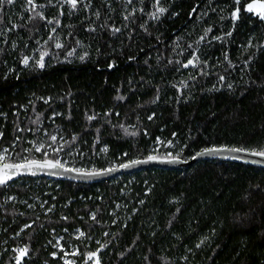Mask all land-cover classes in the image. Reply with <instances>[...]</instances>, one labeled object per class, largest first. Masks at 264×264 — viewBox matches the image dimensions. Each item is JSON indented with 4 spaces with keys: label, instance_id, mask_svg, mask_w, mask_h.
Wrapping results in <instances>:
<instances>
[{
    "label": "trees",
    "instance_id": "1",
    "mask_svg": "<svg viewBox=\"0 0 264 264\" xmlns=\"http://www.w3.org/2000/svg\"><path fill=\"white\" fill-rule=\"evenodd\" d=\"M247 1L161 0L159 19L151 18L155 0H91L90 7L84 0L75 10L63 0H34L35 12L27 0L3 5L5 161L62 152L65 165L102 169L211 146L264 149V21L245 11ZM193 55L197 67H182ZM35 141L50 147L36 152ZM74 227L85 236L77 239ZM49 228L79 251L75 264L101 245L100 264H264V168L202 159L94 182L18 176L0 186V264L17 255L18 242L29 249L22 264H61L57 250L47 254Z\"/></svg>",
    "mask_w": 264,
    "mask_h": 264
},
{
    "label": "snow or ice",
    "instance_id": "2",
    "mask_svg": "<svg viewBox=\"0 0 264 264\" xmlns=\"http://www.w3.org/2000/svg\"><path fill=\"white\" fill-rule=\"evenodd\" d=\"M16 0H0V8L3 7V5L8 4V5H12L13 3H15ZM63 2L67 5L70 6L71 9L75 10L78 8V5L83 4L84 0H63ZM126 2L128 4H132L133 0H126ZM27 3L29 5H31V10L33 12H35L37 5L34 3V0H27ZM236 3L239 4L240 0H236ZM161 4V0H155V11L151 14V18L152 19H159L161 15H163L166 12V9L162 6H160ZM91 5V0H89L88 4L85 5V7H90ZM42 7V6H41ZM193 12L196 11V9L194 8L192 10ZM245 11H247L248 13H253L255 14L260 20L264 21V2H261V0H253V2L248 3L246 6ZM61 15H63V13H61ZM95 15L97 16V18H99L100 13L96 12ZM240 17V9L237 8L233 13H232V18L233 20H238ZM130 17L129 16H125L124 19L128 20ZM41 19H43V17H41ZM49 23H52V21H49ZM57 23H59L57 21ZM93 31L95 29H92ZM111 31L113 33H118L121 31L120 28L117 27H113L111 29ZM53 32H55V28L53 29ZM208 32H211V29H208V31L205 33V36H207ZM0 34H2V32H0ZM227 35H231V33H228ZM51 38V37H50ZM204 36H202L200 38V41L204 40ZM216 39H222L221 37H216ZM200 41H197V44L200 43ZM57 48H62L63 45L57 43L55 45ZM251 46V45H249ZM189 47H191V45H189ZM72 52H69L68 55H72ZM46 54H42L39 58V60L37 61V64L40 68H44L45 67V63H44V56ZM80 59H84V57H80ZM225 59H227V57H225ZM23 63L25 65H28L29 63V58L25 57L23 60ZM171 63V61H170ZM198 64V57H196L195 55H193L192 59H189L187 61V63L183 64L182 67L184 68H188L189 66L192 67H197ZM113 65H109V67L111 68ZM220 80H224V77L221 76ZM228 87H231V85H228ZM118 99H123V97H118ZM109 115V114H106ZM88 119L94 120L96 119L95 115L89 116ZM149 119L151 120L152 117L150 116ZM35 122V121H34ZM120 127L122 129H124L126 134H130V135H136L137 133L132 132L129 133L128 129L124 127V125H120ZM0 136H2V133H0ZM51 141L53 143L56 142L57 137L56 136H51L50 137ZM75 139V138H73ZM158 139V143H160L161 141H159ZM33 146L36 152H41L42 150L45 149V145L44 144H39L36 145L33 142ZM168 146H171V142H168ZM50 147V146H49ZM62 150L61 148H56L53 149L54 152H59ZM104 151H106L107 149H103ZM24 151H31L30 149H25ZM248 149H245L243 147L241 148H205L203 149L201 152H197L196 156L193 157V159H195L196 157L199 156H204V155H213V154H220V153H224V152H230V153H241V152H248ZM9 150L7 148L0 150V162H3L7 159V154H8ZM250 155L253 156H258V157H262L264 158V149H261L259 151L257 150H252L250 153ZM44 156L45 159L44 160H36V159H27L24 158L23 162L21 163H0V186H6L8 185V182L11 181L13 179V177L24 174L25 172L31 174V175H36L37 173L35 171H33L34 169H56V170H63V172H75L78 176L83 177V178H88V177H94L97 175H101L103 173H111L114 171H117L118 169L113 167V168H108L103 170V172H97V171H86V170H82V169H77V168H69L66 167L63 163L60 162L59 159L56 160H52V159H47L48 156V152L44 151ZM236 158V157H233ZM158 158L154 155H149L146 160H140V159H136V160H132L130 161L128 164H121L119 167L120 168H128L132 165H138V164H142V163H147L149 161H156ZM179 159L178 156H171V154H169V158L165 161V160H161V162H177ZM53 174L55 175H59L60 172H54ZM9 199H14L12 197H9ZM140 203H143V201H141ZM49 211H51V209H49ZM135 211V210H134ZM94 221L96 220V215L93 213L92 217H91ZM64 219H67V217H64ZM115 223V221H114ZM32 225L31 224H26L24 226V228H22L20 231L23 232L26 228H31ZM77 232L79 233V235L77 236V239L84 237L85 233L80 231L79 229L77 230ZM17 235H19V233H17ZM104 235H108V233H105ZM62 239V238H61ZM89 239H91L89 237ZM97 243H99V241H97ZM201 243H203V241H201ZM58 247H60L59 245V240L57 241V245ZM200 245H197V247H199ZM105 247V245H101L100 249L97 250V252H88L87 253V260L85 261V264H87V261L89 260H94V264H100V260L98 258V252L101 251L103 248ZM14 252L17 253V256L15 257V264H22L23 260L28 256L29 253V249L27 246L23 247V248H16L13 249ZM60 251L64 252V256H68L69 253L65 252L63 247H60ZM53 257L56 256V253H52ZM71 255L76 256V255H80L78 250H74ZM64 264H75L74 261L71 260H65Z\"/></svg>",
    "mask_w": 264,
    "mask_h": 264
},
{
    "label": "water",
    "instance_id": "3",
    "mask_svg": "<svg viewBox=\"0 0 264 264\" xmlns=\"http://www.w3.org/2000/svg\"><path fill=\"white\" fill-rule=\"evenodd\" d=\"M206 148H238V147H228V146H211V147H206ZM203 149H199L197 151H195L191 156L187 157V158H180L178 159L177 162H161V160H167L169 158V156H156L158 159L156 161H149L147 163H142V164H138V165H132L128 168H120L119 166L121 164H128L130 161L132 160H136V159H140V160H146V158L148 156L145 157H140V158H135V159H131V160H127L115 165H111L109 167H105L102 169H92V170H86V171H97V172H103V170L108 169V168H117V171L111 172V173H103L101 175H97L94 177H88V178H83L78 176L75 172H63V170H56V169H34L33 171H35L37 174L36 175H31L27 172H25L24 174L18 175V176H29V177H47L50 179H64V180H70V181H78V182H94V181H99L102 179H106L109 177H113L119 173H128L131 171H135V170H139L145 167H150V166H156V167H162V168H174V167H186L189 164H191L193 161L195 160H202V159H219V160H227V161H237V162H241V163H246V164H251V165H257L261 168H264V158L262 157H258V156H253L250 155L249 153L252 150H249L248 152H241V153H230V152H224V153H220V154H213V155H204V156H199L196 157L195 159H193V157L196 156L197 152H201ZM175 157V156H174ZM236 157V158H233ZM30 159H36V160H44L45 158L42 159H38V158H30ZM48 159V158H47ZM23 162V160L18 161V162H10V161H3L0 163H21ZM71 168L70 166H66ZM83 170V169H82ZM59 171L60 174L59 175H55L53 174L54 172ZM18 176L13 177L16 178Z\"/></svg>",
    "mask_w": 264,
    "mask_h": 264
},
{
    "label": "built area",
    "instance_id": "4",
    "mask_svg": "<svg viewBox=\"0 0 264 264\" xmlns=\"http://www.w3.org/2000/svg\"><path fill=\"white\" fill-rule=\"evenodd\" d=\"M45 148L48 149L49 145L46 144ZM5 149V148H1L0 150ZM10 156V151L7 154V157ZM68 166V165H65ZM71 167V166H70ZM73 229H75V231H77L79 228L78 227H74ZM62 230V229H61ZM49 232L51 233L49 238H47L45 240L46 244L49 245L51 247L52 250H50L47 254L50 257H53L52 253H56V250L59 252L58 254V259L61 262V264H64L65 260H71L72 261V257H70V243L67 244V246H63L62 243L60 242V238H61V232H53L52 228H49ZM76 234H79L78 232ZM59 240V245L60 247H63L65 252H68L69 255L68 256H61L62 254H64V252L60 251V247L56 246L57 245V241ZM25 247V245L22 242H18L17 245H14L12 249H16V248H23ZM71 250H76V248L74 246H72ZM72 251V252H73ZM17 255L15 254L12 257V261L7 262L6 264H12L13 261H15V257ZM44 262V261H43ZM46 264H50V263H46Z\"/></svg>",
    "mask_w": 264,
    "mask_h": 264
},
{
    "label": "rangeland",
    "instance_id": "5",
    "mask_svg": "<svg viewBox=\"0 0 264 264\" xmlns=\"http://www.w3.org/2000/svg\"><path fill=\"white\" fill-rule=\"evenodd\" d=\"M251 2H253V0H249V1H247L245 4H244V9H246V6H247V4L248 3H251ZM261 2H264V0H261ZM41 132L43 133V130H41ZM54 135V132H52V136ZM36 145H39L41 142L40 141H35L34 142ZM57 143H60V139H58L57 138ZM57 143H55V144H57ZM54 144V145H55ZM32 147L34 148V146H33V144H32ZM65 153L68 155V157L70 158V150L69 151H65ZM59 156H61L62 158L61 159H59L60 160V162L61 163H63L64 165H65V159H67V158H64L63 157V153L62 152H59V154H58ZM164 157H166V156H164ZM56 160V159H55ZM16 162H18V161H16ZM112 165H115V164H112ZM71 168H77V169H82V168H80V167H78L77 165H74V166H71ZM83 170H92V168H84ZM76 233H77V231H75ZM75 233V234H76ZM72 249V245L70 244V257H72V255H71V253H72V251L73 250H71ZM64 254H62L61 256H63ZM91 261L92 260H89V261H87V264H91Z\"/></svg>",
    "mask_w": 264,
    "mask_h": 264
}]
</instances>
